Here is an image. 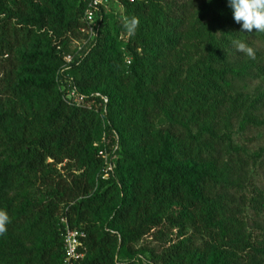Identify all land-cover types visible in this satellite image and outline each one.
Here are the masks:
<instances>
[{"label":"trees","instance_id":"1","mask_svg":"<svg viewBox=\"0 0 264 264\" xmlns=\"http://www.w3.org/2000/svg\"><path fill=\"white\" fill-rule=\"evenodd\" d=\"M38 1L20 0L14 9L0 0V56L17 55L8 74L12 92L35 90L46 96L37 122L19 121L14 134L5 136L0 209L8 213L10 223L0 236V264H60L63 216L81 233L84 257L78 264H137L132 245L155 227L209 236L216 245L204 264H264V249L253 247L238 232L223 241L220 222L225 215H242L238 202L245 203L244 196L236 195L256 156L232 148L229 137L217 136L201 124L211 109L199 93L193 94L196 108L189 118L173 111L168 83L158 79L160 71L144 56L149 51L157 58L175 44L173 35L144 30L155 27V21L143 19L147 13L153 16L154 3L115 0L125 20L139 21L136 34L123 44L116 42L113 32H126L124 22L113 21L108 10L100 15L95 41L87 42L79 33L83 0H68L65 8V0ZM223 2L211 1L216 8ZM38 37L45 39L42 44L36 42ZM73 41L79 42L80 50ZM33 43L32 50L27 49ZM63 55H70V62L65 63ZM204 74L209 79L218 76L210 66ZM68 81L80 94L107 97L102 118L94 109L75 107L62 98L59 86ZM208 88L197 86L204 95ZM141 107L147 116L163 117L168 123L156 134V145L130 130L140 123ZM9 119L7 112H0V127ZM99 131L105 144L92 148L90 135ZM224 149L232 155L227 179L219 180L216 169ZM104 150L111 166L106 173L99 154ZM64 160L63 169L71 162L78 164L69 178L56 168ZM35 185L45 189L43 196L30 194ZM161 261L202 264V257L187 238L163 252Z\"/></svg>","mask_w":264,"mask_h":264},{"label":"rangeland","instance_id":"2","mask_svg":"<svg viewBox=\"0 0 264 264\" xmlns=\"http://www.w3.org/2000/svg\"><path fill=\"white\" fill-rule=\"evenodd\" d=\"M150 1L154 3V14L152 16L147 13L143 19L155 21V27L150 26L144 30L155 31L162 37L173 35L175 44L157 58L149 51L144 56L160 71L158 79L168 83L172 96L169 104L173 111L179 115L185 112V119L189 118L196 108V98L193 94L199 93L204 96V106L211 109V115L201 124L217 136L229 137L232 148L256 156L250 163L245 184L233 179L234 183H239V193L236 196L243 195L245 203L238 202L242 209L241 216L225 215L220 219L224 233L223 241L226 242L238 232L239 236L253 247L264 249V35L255 32V29L253 33L241 32L240 25L234 22L226 0L220 8H216L207 0ZM19 2L20 0H5L12 8ZM65 3L69 4L68 0L63 3L64 8ZM107 10L112 14L113 21H125L123 9L117 2H109ZM113 33L116 42H127L126 32L115 29ZM37 39L39 44L45 40L40 37ZM234 40L243 41L252 47L256 58L250 59L237 52L232 46ZM34 44L27 49L32 50ZM24 49L26 47L20 51ZM17 50L18 48L15 49ZM137 53L143 54L140 49ZM16 58V54L0 56V112H7L10 116L0 127V159L5 157V136L14 134L19 121L37 122L45 107L43 99L46 96L41 92L25 91L22 95L12 92L8 74L9 67L14 65L13 60ZM124 58L130 60L127 55ZM208 66L214 69L217 77L209 79L204 74ZM201 85L211 88L212 91L205 89L209 93L204 95L197 89V86ZM174 99L178 103L173 104ZM137 114L140 116V123L131 126L130 130H135V137L140 136L143 140L149 139L154 145L158 144L156 134L167 126L165 118H151L142 107L138 108ZM189 127L193 133L197 131L193 123ZM104 144L100 131L90 135V147L98 149ZM231 155L232 152L228 149H224L221 154L216 169L219 180H226L228 177L227 161ZM47 162L52 160L47 159ZM65 163L64 160L56 168L62 176L69 178L70 171L77 170L78 164L71 162L68 168L63 169ZM29 192L40 197L45 189L35 185ZM187 238L192 249L202 257V264L208 262L216 243L206 234H191L190 229L182 233L155 227L132 245L139 259L137 264H163V252Z\"/></svg>","mask_w":264,"mask_h":264},{"label":"built area","instance_id":"3","mask_svg":"<svg viewBox=\"0 0 264 264\" xmlns=\"http://www.w3.org/2000/svg\"><path fill=\"white\" fill-rule=\"evenodd\" d=\"M111 1L115 0H83L84 9L81 19L83 25L81 29H79V33L86 38L87 42L95 41L100 27V15L103 10H107L108 4ZM73 46L78 50L81 48L77 41H73ZM62 60L65 63H68L71 60V56L63 55ZM127 63L129 64V61H127ZM59 89L62 92V98L75 107H83L88 110L94 109L101 118L105 114L108 102L106 96L99 93H91L88 96L80 94L71 81H68L65 86H59ZM114 139L115 141L118 139L116 134L114 135ZM116 148L117 145L114 144L112 149L115 150ZM99 154L104 161L103 172L106 173L111 169L108 162V153L104 150ZM59 223L62 230L63 252V258L60 264H78L83 259V248L80 246L79 242L81 233L79 230L71 228L68 220L64 216L60 217Z\"/></svg>","mask_w":264,"mask_h":264},{"label":"clouds","instance_id":"4","mask_svg":"<svg viewBox=\"0 0 264 264\" xmlns=\"http://www.w3.org/2000/svg\"><path fill=\"white\" fill-rule=\"evenodd\" d=\"M211 3V0H207ZM227 7L231 10L234 22L240 25L241 32L245 33H264V0H226ZM139 21L136 17L126 19L123 28L129 37L136 34ZM232 46L237 52L243 53L250 59H255V51L243 41L234 40ZM10 223L8 213L0 209V236L7 231Z\"/></svg>","mask_w":264,"mask_h":264}]
</instances>
